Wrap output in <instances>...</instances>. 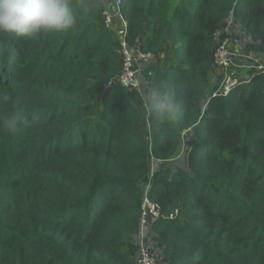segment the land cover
I'll return each instance as SVG.
<instances>
[{
	"label": "trees",
	"instance_id": "obj_1",
	"mask_svg": "<svg viewBox=\"0 0 264 264\" xmlns=\"http://www.w3.org/2000/svg\"><path fill=\"white\" fill-rule=\"evenodd\" d=\"M112 5L64 33H0V115L40 114L19 134L0 120V264H136L148 182L161 216L180 211L153 220L158 264H264V75L213 96L230 19L264 54V0H123L127 42L164 53L142 72L176 93L169 122L114 81Z\"/></svg>",
	"mask_w": 264,
	"mask_h": 264
},
{
	"label": "clouds",
	"instance_id": "obj_2",
	"mask_svg": "<svg viewBox=\"0 0 264 264\" xmlns=\"http://www.w3.org/2000/svg\"><path fill=\"white\" fill-rule=\"evenodd\" d=\"M115 0L112 7H119ZM104 0H0V33L25 39H37L41 34L64 33L74 28L84 15L98 11ZM124 86L128 82L120 81ZM139 96L148 115L160 122H169L180 111L176 93L165 85L143 82L138 87ZM10 97L5 95L3 103ZM6 134H19L38 124L40 114H29L20 108L15 114L0 115Z\"/></svg>",
	"mask_w": 264,
	"mask_h": 264
},
{
	"label": "built area",
	"instance_id": "obj_3",
	"mask_svg": "<svg viewBox=\"0 0 264 264\" xmlns=\"http://www.w3.org/2000/svg\"><path fill=\"white\" fill-rule=\"evenodd\" d=\"M113 2H115V0ZM122 4L123 0H121L119 7H115L116 9L114 11L109 9H105L104 11L106 27L112 29L115 19H120L122 22V32L124 34L119 41L120 52L123 56V64L115 80L121 85H123L120 82L121 80L127 81V86H123L130 91L138 90V87L142 85L141 79L139 78L140 68L153 58V54L151 52H144L138 44L130 45L127 42L125 36L127 33V25L120 13ZM236 25L235 21L230 19L221 28L222 36L217 41L213 54V62L214 66L222 74L223 79L213 96H225L231 91L233 85H247L252 82L255 76L264 75V54L262 56L255 55L252 52H246L242 49ZM240 62H243V64H240ZM240 68H247V75L242 78L234 75L236 79L230 83V79L228 78H232L233 76H228V71L233 70L236 72L237 69ZM223 86L224 90L220 91ZM151 186V182H148L143 191L142 216L137 236L138 253L136 264H158L156 256L151 252V248L153 247V233L150 232L148 224L152 220H157L159 218L174 219L180 213V211L177 210L168 217L165 215L161 216L159 206L152 202L148 196Z\"/></svg>",
	"mask_w": 264,
	"mask_h": 264
},
{
	"label": "crops",
	"instance_id": "obj_4",
	"mask_svg": "<svg viewBox=\"0 0 264 264\" xmlns=\"http://www.w3.org/2000/svg\"><path fill=\"white\" fill-rule=\"evenodd\" d=\"M113 1V0H112ZM110 2V1H109ZM112 11H114V7H112ZM236 28H237V33L239 34V36H240V34H242L244 31L242 30V27H241V25H239V24H237L236 25ZM112 29L113 30H116L120 35L121 34H123V32H122V22H121V20L120 19H115V21H114V23H113V25H112ZM121 39V38H120ZM120 39H119V41H120ZM147 52H150V51H147ZM152 53V52H151ZM160 53V54H159ZM158 54L159 55H157V54H155V53H152L153 54V58H151L150 60H149V62L147 63V64H145L146 65V67H147V65H149L150 63H152V62H157V61H159L160 59H161V57H164V53L161 51V52H159ZM145 67V68H146ZM245 69H247V68H240V69H238L236 72H234V74H232V75H230V76H234V75H237V72L238 71H244ZM248 70V69H247ZM247 73H248V71L246 72V73H243V74H241V76H239V75H237L238 77H244L245 75H247ZM141 75H142V73H140V79H141V83L143 84V82H145L144 81V79L141 77ZM219 82H220V80H219ZM236 85V84H235ZM152 223H153V221H152ZM149 229H150V232H152L153 233V229H152V227H149Z\"/></svg>",
	"mask_w": 264,
	"mask_h": 264
},
{
	"label": "rangeland",
	"instance_id": "obj_5",
	"mask_svg": "<svg viewBox=\"0 0 264 264\" xmlns=\"http://www.w3.org/2000/svg\"><path fill=\"white\" fill-rule=\"evenodd\" d=\"M145 67H146V65H142V67L140 68V73H142V75H141V77L144 79V77H143V70L145 69ZM238 70V69H237ZM248 70L247 69H245L243 72L242 71H238L237 72V75H239V76H241V74H243V73H246ZM229 72V76L230 75H232V74H234V71L233 70H229L228 71ZM140 78V77H139ZM236 78H235V76H233L232 78H230V83L232 82V81H234ZM145 81V80H144ZM221 84V80H220V82H219V84H218V86ZM242 86H245L244 84L242 85ZM224 90V86L222 87V89L220 90V91H223ZM148 123L150 124V117L148 116V119H147V125H148ZM160 219V218H159ZM153 221V220H152ZM152 221L148 224V226L149 227H152Z\"/></svg>",
	"mask_w": 264,
	"mask_h": 264
},
{
	"label": "bare ground",
	"instance_id": "obj_6",
	"mask_svg": "<svg viewBox=\"0 0 264 264\" xmlns=\"http://www.w3.org/2000/svg\"><path fill=\"white\" fill-rule=\"evenodd\" d=\"M114 1V0H113ZM144 51V50H143ZM144 52H147V51H144ZM240 64H243V62H240ZM228 76H229V74H228ZM223 78V77H222ZM228 79H230V78H228ZM115 82H117L116 80H114ZM221 82H222V80H221ZM118 83V82H117ZM119 85H121L120 83H118ZM123 88H125L126 90H128L126 87H124L123 85H121ZM236 86H238L237 84L236 85H233V88L231 89V90H233ZM129 92H139L138 90H128ZM161 214V213H160Z\"/></svg>",
	"mask_w": 264,
	"mask_h": 264
}]
</instances>
